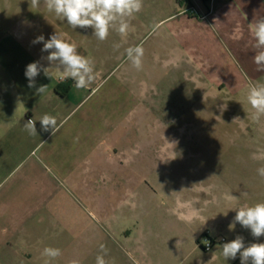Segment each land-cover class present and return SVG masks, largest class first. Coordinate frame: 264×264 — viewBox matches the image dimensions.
<instances>
[{"label":"rangeland","instance_id":"1","mask_svg":"<svg viewBox=\"0 0 264 264\" xmlns=\"http://www.w3.org/2000/svg\"><path fill=\"white\" fill-rule=\"evenodd\" d=\"M260 17L264 0H144L127 37L101 42L44 0H0V264H44L45 247L62 251L52 264H96L100 245L107 264H196L192 251L206 259L237 236L264 242L234 222L235 209L264 202V162L251 159L264 149V118L252 120L246 99L264 83L249 30ZM55 33L94 61L97 79L76 89L41 72L40 96L25 70L50 67L32 41ZM136 45L139 70L125 55ZM44 114L57 120L54 136ZM204 227L226 241L204 252Z\"/></svg>","mask_w":264,"mask_h":264},{"label":"clouds","instance_id":"2","mask_svg":"<svg viewBox=\"0 0 264 264\" xmlns=\"http://www.w3.org/2000/svg\"><path fill=\"white\" fill-rule=\"evenodd\" d=\"M44 3L47 11L64 20L72 29L91 28L93 36L101 42L107 40L112 31H115L121 38L127 37L132 30L131 19L144 7V0H44ZM39 4L40 0H30L31 7H39ZM249 30L255 41L253 47L256 52L253 61L258 70H264V17L250 23ZM239 31L237 29L238 33ZM32 43H43L41 51L48 53L43 59H46L50 65V67H44L39 61H35L26 66L25 76L28 80V87L35 88L37 95H43L48 86L36 87V77L43 72L46 77L52 79L50 74L52 69H55V76L61 82L72 80L76 89L89 88L96 81L94 61L81 55L76 44L65 40L57 33L51 35L48 40L40 35ZM115 47L118 48L119 45ZM125 55L134 68L137 70L142 68L144 56L142 45L128 47ZM246 99L253 110L252 120L259 123L264 118V83H251ZM36 122L34 119H29L24 124L29 135H37ZM39 123L43 131H51L53 136L59 130L54 116L44 114ZM251 159L264 162V149L254 152ZM257 173L264 177V166L259 167ZM232 199L236 197L233 196ZM235 211L234 222L250 230L252 237L257 240L264 236V202L245 204ZM220 248L225 260L235 259L239 255L241 264H264V242H253L246 245L244 239L237 236L234 240L223 243ZM100 251L102 254L97 255L96 264H107L104 258L106 254L104 245H100ZM41 255L47 258L44 264H52V261L62 255V251L59 248L45 247ZM69 264H80V261L73 259Z\"/></svg>","mask_w":264,"mask_h":264},{"label":"crops","instance_id":"3","mask_svg":"<svg viewBox=\"0 0 264 264\" xmlns=\"http://www.w3.org/2000/svg\"><path fill=\"white\" fill-rule=\"evenodd\" d=\"M30 115H31V113H30ZM29 118H31V117H29ZM43 156L45 158H50L51 155L49 154V150L46 151ZM49 161H50V159H49ZM42 191H45L47 194H49V198L53 197V195L55 193V189L53 187V181L50 179L43 181ZM205 230H209L210 233L212 234V231L210 229H208L207 227H204L203 229H201L200 233L202 234ZM225 241H226V238H225ZM204 252H208V251H204ZM192 254L196 255V259H195L196 264H223V261H225V259L222 256L221 250H219L215 254H211L206 259L201 258V253L197 252L196 250L192 251ZM202 256H203V253H202Z\"/></svg>","mask_w":264,"mask_h":264},{"label":"built area","instance_id":"4","mask_svg":"<svg viewBox=\"0 0 264 264\" xmlns=\"http://www.w3.org/2000/svg\"><path fill=\"white\" fill-rule=\"evenodd\" d=\"M202 235H203L204 241L203 242L199 241L198 245L204 251H210L212 249L214 243L217 241H219V242L225 241L224 236H221L219 239H217L215 236L211 235L209 230H205Z\"/></svg>","mask_w":264,"mask_h":264},{"label":"trees","instance_id":"5","mask_svg":"<svg viewBox=\"0 0 264 264\" xmlns=\"http://www.w3.org/2000/svg\"><path fill=\"white\" fill-rule=\"evenodd\" d=\"M199 242V241H198Z\"/></svg>","mask_w":264,"mask_h":264}]
</instances>
